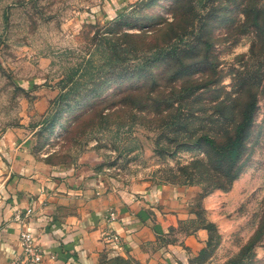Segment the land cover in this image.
Segmentation results:
<instances>
[{"label": "rangeland", "instance_id": "rangeland-1", "mask_svg": "<svg viewBox=\"0 0 264 264\" xmlns=\"http://www.w3.org/2000/svg\"><path fill=\"white\" fill-rule=\"evenodd\" d=\"M246 4L264 8V0H155L150 4L147 0H0V151L18 145L25 136L35 160L42 164L87 165L113 187L165 184L190 187L193 193L188 206L192 218L178 220L147 246L148 251L161 250L153 260L106 259L100 254L99 264H264V93L258 96L245 164L225 191L211 189L205 194L206 184L195 178L190 183L186 174H180L190 160L203 156L196 150L175 149L173 141L185 137L183 121L164 125L173 114L180 113L183 120L192 112L195 118L189 128L197 135L202 125H209L196 118L212 112L213 102L232 93L236 70L252 74L256 67L264 69V39L258 41L246 24L241 13ZM121 10L143 26L116 29L111 20ZM118 32L138 36L119 37ZM104 37L127 48L120 53L124 58L116 63L115 72L121 73V67L129 72L146 62V75L107 82L104 70L90 69L87 65L100 66L109 54ZM253 41L256 51L250 54ZM190 45L197 46L198 58L206 52L210 69L176 78L161 61L149 65L156 48ZM184 54L182 62L194 60ZM71 80L78 83L72 91L68 90ZM201 82H208L207 86L187 98L186 106L181 103L179 111L175 104L172 109L164 104L139 108L147 96L160 100L179 87ZM130 87H137L133 102L124 98L127 93L111 96ZM100 98L104 99L94 104ZM120 99L125 105L116 104ZM202 221L212 222L216 235L204 255L191 259L197 252L183 244L184 236L194 233ZM260 222L256 243L238 256Z\"/></svg>", "mask_w": 264, "mask_h": 264}, {"label": "crops", "instance_id": "crops-1", "mask_svg": "<svg viewBox=\"0 0 264 264\" xmlns=\"http://www.w3.org/2000/svg\"><path fill=\"white\" fill-rule=\"evenodd\" d=\"M28 144L24 136L18 145L0 151V264H25L20 230L29 232L39 249L38 264H99L100 254L145 262L161 252L147 250L156 235L192 218L190 187L108 186L87 165L59 168L37 162ZM109 210L115 213L110 223L105 220ZM205 240L206 231L197 229L184 236L183 244L195 254Z\"/></svg>", "mask_w": 264, "mask_h": 264}, {"label": "trees", "instance_id": "trees-1", "mask_svg": "<svg viewBox=\"0 0 264 264\" xmlns=\"http://www.w3.org/2000/svg\"><path fill=\"white\" fill-rule=\"evenodd\" d=\"M153 1L155 0H147V3L150 4ZM242 7L243 8L241 13L244 15L246 24L254 32V37L258 41H262V39H264V8L247 4L243 5ZM127 14L128 13H124L123 10H121L113 16L111 22L116 26L115 28L120 29V26H126L128 28L138 27L139 30L143 26V23L139 22V19H137V17H134L132 19L131 16H128ZM129 18H131V20ZM118 33L119 37L138 36L136 34H129L127 32ZM256 46L257 44L255 41L250 43V46L248 48L250 54H253L256 51ZM105 48L109 50V54L105 56V62L100 66H98L97 64H90L87 66H89L90 69L94 68L95 71H97L98 69L104 70V73L107 74V76L105 75L107 82L114 78L119 79L132 75L142 77L146 75L144 71V68L147 66L146 62H143L144 65L142 63L141 65H137L131 68V71L129 72H127L126 67L119 68L121 70V73L115 72L114 70L116 69V63H120L124 58L119 57V55L121 52L126 53L127 48L120 45L117 46L107 38L105 42ZM196 48V45H190L186 46V48L184 49L176 50H174V48L167 50L164 46L156 48L155 53L151 56L149 65L156 64L157 62L161 61L166 65V67L173 70L172 75L176 76V78H181L184 75L201 72L205 69H210V66H208L205 61L206 52H203L204 54L201 56L205 61V66H202V58H198L199 55L197 54L198 51ZM207 48L208 44H205V51ZM129 49L132 50L133 48L128 47V51ZM182 54H188L187 57L194 60L186 63L182 62ZM85 63L90 62L88 60H85ZM83 67L85 71V65H83ZM256 68L257 69L252 72V74L243 69L235 71V77L232 80V93L221 97V99L217 100L216 102H213L212 112L202 113L199 118H196L204 124L209 125L207 128H204V126L202 125V127L200 128L201 131L197 135L193 136V130L191 131L189 128L190 120L192 118H195L192 112H187L184 115L185 117L183 120H181V118L179 117L180 113L173 114L169 117L171 118V120L169 119L164 124L166 125L168 122L169 124L175 125L183 121V131L186 138L184 137V140L180 139L173 141L175 142V149L196 150L200 152L203 157L190 160L188 165L180 168L179 171L180 174H186V180L190 183L195 178L196 182L206 184L208 189L205 190V194L211 189H219L225 191L230 186L231 182L241 172L245 164L244 155L247 149V141L254 126L258 96L264 93V69L261 70L259 69V67ZM75 81L77 80H71L68 90L72 91L75 89L78 84ZM153 83L154 82L151 80L149 83L150 86H152ZM207 83L208 82H201L198 84L191 83L187 87H179L178 90L169 92V95L174 96L169 102L168 97L172 96L167 97L165 95L163 99L160 100H157L156 96L154 98L147 96L145 97L143 104L140 105L139 108L146 109L148 106H150V109H152V107L164 104V106L162 107L166 109H172L174 108L173 104H175L176 110L179 111L181 103L185 106L189 104L184 101H186V99L189 97H193L192 95H194L196 90L205 88L207 86ZM136 88H124L125 90L122 88L113 92L111 96L114 97L120 93H127V96L123 95L124 98L128 101L133 102V92L137 90ZM150 93L151 91L148 93V95H150ZM61 96L62 94H60L58 98H60ZM103 99L104 98H102V100ZM102 100L100 98L98 102L94 104H98L99 101ZM116 104L123 106L125 105V102L123 101V99H120L116 100ZM201 105L203 106V104ZM201 108L205 109V107ZM156 109L157 108H155V110ZM187 168H189V172H186ZM262 225L263 224H261V222L258 223L253 234L239 249L237 253L238 256L245 252H248L250 248H252V246L256 243L257 240L255 236L261 229ZM197 228L204 229L206 231V240L204 246H202L197 251L196 255L191 259H199L202 255H204L206 253L207 247L212 240L213 235H216V228L212 222L202 221ZM189 259L190 258H188L187 263L189 262Z\"/></svg>", "mask_w": 264, "mask_h": 264}, {"label": "built area", "instance_id": "built-area-1", "mask_svg": "<svg viewBox=\"0 0 264 264\" xmlns=\"http://www.w3.org/2000/svg\"><path fill=\"white\" fill-rule=\"evenodd\" d=\"M13 218L21 222L22 218L19 213H15ZM115 218V213L113 210H109L105 216L106 222H111ZM112 238L116 241L118 238L115 234L111 235ZM18 244L21 250V262L25 264H38L40 262L41 256L40 251L37 246L33 243L32 236L29 232L20 230L18 232Z\"/></svg>", "mask_w": 264, "mask_h": 264}]
</instances>
